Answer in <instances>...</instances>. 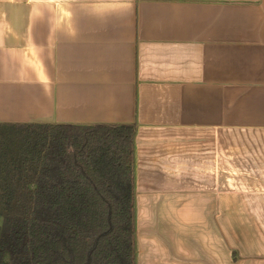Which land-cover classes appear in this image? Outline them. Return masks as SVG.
Masks as SVG:
<instances>
[{
  "label": "crops",
  "instance_id": "0c3cea01",
  "mask_svg": "<svg viewBox=\"0 0 264 264\" xmlns=\"http://www.w3.org/2000/svg\"><path fill=\"white\" fill-rule=\"evenodd\" d=\"M0 124L134 125L136 264H264V0H0Z\"/></svg>",
  "mask_w": 264,
  "mask_h": 264
},
{
  "label": "trees",
  "instance_id": "16d2710c",
  "mask_svg": "<svg viewBox=\"0 0 264 264\" xmlns=\"http://www.w3.org/2000/svg\"><path fill=\"white\" fill-rule=\"evenodd\" d=\"M130 124H0V264H136Z\"/></svg>",
  "mask_w": 264,
  "mask_h": 264
}]
</instances>
